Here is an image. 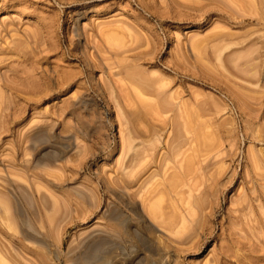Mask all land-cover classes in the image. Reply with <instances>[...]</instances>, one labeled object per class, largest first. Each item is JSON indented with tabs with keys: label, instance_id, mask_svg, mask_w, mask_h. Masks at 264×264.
Listing matches in <instances>:
<instances>
[{
	"label": "rangeland",
	"instance_id": "374dc122",
	"mask_svg": "<svg viewBox=\"0 0 264 264\" xmlns=\"http://www.w3.org/2000/svg\"><path fill=\"white\" fill-rule=\"evenodd\" d=\"M0 264H264V0H0Z\"/></svg>",
	"mask_w": 264,
	"mask_h": 264
}]
</instances>
